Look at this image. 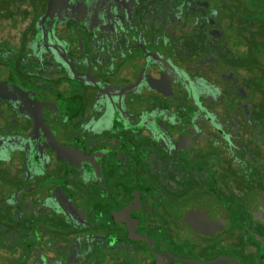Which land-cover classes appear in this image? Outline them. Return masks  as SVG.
Segmentation results:
<instances>
[{
	"label": "flooded vegetation",
	"instance_id": "obj_1",
	"mask_svg": "<svg viewBox=\"0 0 264 264\" xmlns=\"http://www.w3.org/2000/svg\"><path fill=\"white\" fill-rule=\"evenodd\" d=\"M0 264H264V0H0Z\"/></svg>",
	"mask_w": 264,
	"mask_h": 264
}]
</instances>
